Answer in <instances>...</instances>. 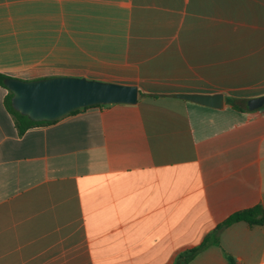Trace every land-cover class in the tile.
Wrapping results in <instances>:
<instances>
[{
  "label": "crops",
  "instance_id": "crops-1",
  "mask_svg": "<svg viewBox=\"0 0 264 264\" xmlns=\"http://www.w3.org/2000/svg\"><path fill=\"white\" fill-rule=\"evenodd\" d=\"M76 32L132 34L133 83L85 78L139 100L20 134L0 86V264H264V224L215 234L264 206V107L227 103L264 96V0H0V73L65 76L40 73Z\"/></svg>",
  "mask_w": 264,
  "mask_h": 264
},
{
  "label": "water",
  "instance_id": "water-1",
  "mask_svg": "<svg viewBox=\"0 0 264 264\" xmlns=\"http://www.w3.org/2000/svg\"><path fill=\"white\" fill-rule=\"evenodd\" d=\"M5 86L13 94V109L36 122H54L93 106L136 105L140 95L138 86L85 77L59 76L32 81L8 78ZM177 97L215 109H222L225 102L223 94ZM247 107L251 111L262 109L264 96L249 100Z\"/></svg>",
  "mask_w": 264,
  "mask_h": 264
},
{
  "label": "rangeland",
  "instance_id": "rangeland-1",
  "mask_svg": "<svg viewBox=\"0 0 264 264\" xmlns=\"http://www.w3.org/2000/svg\"><path fill=\"white\" fill-rule=\"evenodd\" d=\"M131 45V33H61L59 46L53 50L54 63L45 65L40 74L104 78L133 83L138 74L136 67L125 64L136 61V51Z\"/></svg>",
  "mask_w": 264,
  "mask_h": 264
},
{
  "label": "trees",
  "instance_id": "trees-1",
  "mask_svg": "<svg viewBox=\"0 0 264 264\" xmlns=\"http://www.w3.org/2000/svg\"><path fill=\"white\" fill-rule=\"evenodd\" d=\"M8 78H10V77L3 74V73H0V86L6 88L5 80H7ZM141 95H143V94L141 93ZM12 97H13V94L9 91V93L6 97V100H5V104H6L7 108L9 109V111L11 112V114L13 115L20 134H24L30 128H33V127H36L39 125L52 123V122H36V121L31 120L29 117L24 116V115L20 114L19 112L15 111L12 107V102H11ZM227 103L232 105L234 108L249 110L247 107L248 100L229 99V100H227ZM85 109H87V108H85ZM78 111H75L71 114H74ZM240 222L247 223L250 226L263 225L264 224V206L258 205L256 207L246 209L243 211H239V212L233 214L225 222H223L221 225L218 226V228L215 231V234L218 235L224 229H226V228H228V227H230L236 223H240ZM210 242H211L210 240H205L199 247L182 254L181 256H179V258L175 264H188L201 251L206 249ZM231 262L233 263L232 259H231Z\"/></svg>",
  "mask_w": 264,
  "mask_h": 264
}]
</instances>
